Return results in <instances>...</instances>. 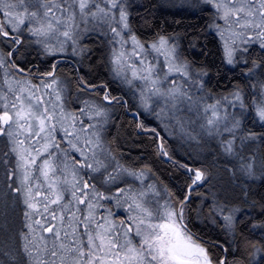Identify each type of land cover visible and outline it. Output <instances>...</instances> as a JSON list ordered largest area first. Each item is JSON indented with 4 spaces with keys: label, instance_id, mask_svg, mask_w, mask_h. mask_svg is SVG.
<instances>
[{
    "label": "snow or ice",
    "instance_id": "1",
    "mask_svg": "<svg viewBox=\"0 0 264 264\" xmlns=\"http://www.w3.org/2000/svg\"><path fill=\"white\" fill-rule=\"evenodd\" d=\"M0 264H264V0H0Z\"/></svg>",
    "mask_w": 264,
    "mask_h": 264
},
{
    "label": "trees",
    "instance_id": "2",
    "mask_svg": "<svg viewBox=\"0 0 264 264\" xmlns=\"http://www.w3.org/2000/svg\"><path fill=\"white\" fill-rule=\"evenodd\" d=\"M157 15L160 17V19H167L169 22V30L176 27V21H180L181 26L188 23H195L197 26L200 23H203V21H197L195 17L191 15L185 14L181 9L179 8H169L162 10L161 12H158ZM215 41L212 39V37H209V47H214ZM130 118H125V124H128ZM124 134V140H126L128 143L124 144L125 151L128 150V148L132 149V152L129 155V159L135 160L136 157L144 152H150L151 149L148 147L146 141L147 137L143 135H137L141 130L135 129L134 124L130 125L126 128V130H121ZM135 141L136 143H133ZM137 144L139 145V148H137ZM179 152V149H178ZM145 159H149L148 155L145 154ZM151 162L153 163L155 169L158 171V174L163 178L165 181L169 180V172L171 169L169 168V165L162 163L158 160H156L155 157H151ZM228 177L225 175L223 176V180H227Z\"/></svg>",
    "mask_w": 264,
    "mask_h": 264
}]
</instances>
